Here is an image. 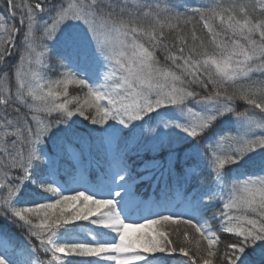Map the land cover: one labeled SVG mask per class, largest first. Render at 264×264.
<instances>
[{"label": "snow or ice", "instance_id": "snow-or-ice-1", "mask_svg": "<svg viewBox=\"0 0 264 264\" xmlns=\"http://www.w3.org/2000/svg\"><path fill=\"white\" fill-rule=\"evenodd\" d=\"M4 3L0 264H264V0ZM149 154L169 179L146 201Z\"/></svg>", "mask_w": 264, "mask_h": 264}, {"label": "trees", "instance_id": "trees-1", "mask_svg": "<svg viewBox=\"0 0 264 264\" xmlns=\"http://www.w3.org/2000/svg\"><path fill=\"white\" fill-rule=\"evenodd\" d=\"M181 2H186L187 5L189 6V8H192V7L199 6L201 3L207 2V0H181ZM257 2H258V0H257ZM4 8H5L4 0H0V10H4ZM180 11L183 12L184 9L181 8ZM9 22L11 23L12 21H9ZM192 23L196 25V28H197V30L199 32L201 30V25L196 24L195 20H193ZM191 26L192 25H189L188 27L190 28ZM13 51L15 52L16 50L14 49ZM15 60H16V56L13 55L11 57L9 63H12ZM50 63L53 66H55L56 63H57V59L53 58L50 61ZM56 75H57V71H49L48 72V76H50L52 78H55ZM11 87H12V91L14 92L15 91L14 79H13V83H12ZM69 91H70V93H76V92H79L80 90L77 89L75 86H70L69 87ZM245 107L246 106H245V104L243 102L237 101V110L238 111H243ZM10 111H11V109H10ZM22 111H23V109H22ZM74 119L82 120V118H79V117H75ZM151 126L155 127V124H153ZM79 127L81 129V135L86 136L87 132L90 129H92L93 127H95V126L90 125L88 122H82V123H80ZM104 145H105L104 149H101L100 152L93 151V154L90 157H87L85 162H89V163H92L94 165H98V166L104 167L105 166L104 163L107 162V160L105 158V154H106V150H107V141L104 142ZM86 156H87V153H86ZM149 158H150V154L148 156H145L143 159L133 157L132 160L129 161V164H130V166L133 169V175H134L135 179L141 178V177H143V179H144V177L147 175V173H152V171H154V172L158 171V169H150V170H146L145 169L144 160H147ZM95 170L97 171L98 169L95 168ZM177 170H179V165H177ZM162 174H163L164 178L169 179L166 169L163 170ZM206 175L207 174L205 173V176ZM65 178L67 179V177H65ZM166 182H168V180ZM165 183H164V185H165ZM134 191H136V188H134ZM208 215L211 216V212H209ZM79 223L82 224L83 226H85L86 228L93 227V226L88 225V222H86V221H82V222H79ZM212 226H213V228H215V224L214 223H213ZM168 230L170 231L171 228H169ZM11 231L14 232L18 237L22 236V233H20L19 230H17L14 227L11 228ZM80 238L83 239V238H86V237L82 233V234H80ZM175 238L176 237H173V239H175ZM181 239H182V237H181ZM32 243H36V241L33 240ZM158 255H163V254H158ZM40 256H41V258H45L43 253H40ZM180 258L181 257L177 253V254H174V257H169L167 262L164 261V260H160V261L157 262V264H176L177 259H180ZM71 259L74 260V264H75V262H79V261H81L83 259H95V258H71ZM183 259H186V258H183Z\"/></svg>", "mask_w": 264, "mask_h": 264}]
</instances>
